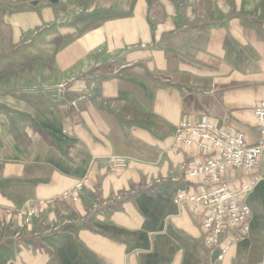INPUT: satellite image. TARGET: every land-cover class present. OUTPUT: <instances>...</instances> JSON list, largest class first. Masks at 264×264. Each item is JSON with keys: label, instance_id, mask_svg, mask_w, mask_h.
Segmentation results:
<instances>
[{"label": "crops", "instance_id": "0c3cea01", "mask_svg": "<svg viewBox=\"0 0 264 264\" xmlns=\"http://www.w3.org/2000/svg\"><path fill=\"white\" fill-rule=\"evenodd\" d=\"M27 2L0 0V221L21 231L0 244V264H264V179L244 197L247 233L222 236L237 239L221 260L200 216L173 201L208 187L187 170L212 155L175 142L180 121L261 138L264 0ZM44 22L52 33L24 49ZM251 175H264V155ZM251 175L230 167L223 179ZM84 177L79 199L62 200ZM39 200L52 203L27 223L4 212Z\"/></svg>", "mask_w": 264, "mask_h": 264}, {"label": "built area", "instance_id": "2783aa9c", "mask_svg": "<svg viewBox=\"0 0 264 264\" xmlns=\"http://www.w3.org/2000/svg\"><path fill=\"white\" fill-rule=\"evenodd\" d=\"M254 116L261 138L255 144H247L242 132L231 126H218L211 119L205 118L196 122L180 121L176 127L174 140L183 146H195L198 150L211 152L202 161L190 164L187 175L195 178L206 189L198 192L178 190L174 196L175 204H186L193 214L200 216V228L204 232V242L211 248H218L217 259L221 260L227 253L230 244L237 239H222L228 230H235L239 237L248 231L250 209L244 202L255 184L264 179V175H251L253 167L264 155V101L254 106ZM63 132L72 133V125H67ZM214 154V155H213ZM107 163L112 167L123 168L128 160L123 156L107 157ZM242 168L251 177L238 185L226 182L223 177L227 168ZM89 178L78 180L72 187L64 190L60 197L64 201L76 202ZM52 203V200H39L35 205L24 211L14 212L4 208L7 214L16 213L24 216V222L35 215L38 207Z\"/></svg>", "mask_w": 264, "mask_h": 264}, {"label": "rangeland", "instance_id": "374dc122", "mask_svg": "<svg viewBox=\"0 0 264 264\" xmlns=\"http://www.w3.org/2000/svg\"><path fill=\"white\" fill-rule=\"evenodd\" d=\"M33 1H36V3L34 2L35 3L34 4ZM40 3H44V4L50 3V0H28L25 8L27 10H30V9H35L36 10L38 8L36 4H40ZM19 7H20L19 5H14L12 11L13 12L16 11L17 9H19ZM52 30H53L52 29V22H44L42 25L30 30L29 33L27 34V36H28L27 38H28V42H29V44L27 46L28 48H24V49H29L30 52L32 50H34L33 49L34 48L33 45H34V40H36V37L38 35L43 34L44 32L45 33L48 32L49 34H51ZM20 49H21V47L18 46L16 48H14V51H19ZM50 72L52 73V71H50ZM1 77L4 79V76H1ZM46 77H51V75H47L46 74L44 78H46ZM33 78H35V76H31V75L29 76L30 81ZM43 84H44V86L42 88H44V89L49 88L48 85H47V82L43 83ZM20 232H21L20 229L16 230L15 228L14 229L8 228L6 226V223H5L4 220L0 221V244L3 243L8 238V236L16 237V236L20 235Z\"/></svg>", "mask_w": 264, "mask_h": 264}, {"label": "water", "instance_id": "95a60500", "mask_svg": "<svg viewBox=\"0 0 264 264\" xmlns=\"http://www.w3.org/2000/svg\"><path fill=\"white\" fill-rule=\"evenodd\" d=\"M106 75H101V76H97V77H92V76H88L90 79H94L95 81L100 80L101 78L105 77Z\"/></svg>", "mask_w": 264, "mask_h": 264}]
</instances>
